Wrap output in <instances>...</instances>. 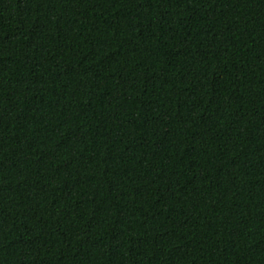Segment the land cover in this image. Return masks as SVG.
I'll return each instance as SVG.
<instances>
[{
	"label": "trees",
	"instance_id": "trees-1",
	"mask_svg": "<svg viewBox=\"0 0 264 264\" xmlns=\"http://www.w3.org/2000/svg\"><path fill=\"white\" fill-rule=\"evenodd\" d=\"M0 264H264V0H0Z\"/></svg>",
	"mask_w": 264,
	"mask_h": 264
}]
</instances>
